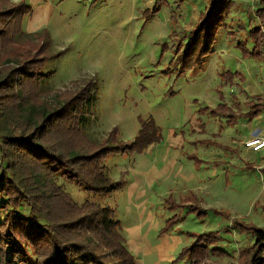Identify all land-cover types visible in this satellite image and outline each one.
Returning <instances> with one entry per match:
<instances>
[{"label":"rangeland","instance_id":"obj_1","mask_svg":"<svg viewBox=\"0 0 264 264\" xmlns=\"http://www.w3.org/2000/svg\"><path fill=\"white\" fill-rule=\"evenodd\" d=\"M25 1L33 13L24 22L26 32L46 29L52 41L53 57L43 68L49 76L39 82L43 99L55 104L61 93L73 94L89 85L93 105L85 136L97 143L116 127L121 140L132 142L140 128L139 117L151 116L162 128L160 144L132 158L114 156L106 161L109 178L122 179L125 185L97 200L115 208L137 263L189 264L176 259L183 247L192 244L191 235L219 232L218 249L226 254L211 256L204 264H236L238 251L254 237L240 233L233 222L264 226L260 172L264 149L246 148L248 141L264 138V111L251 122L239 117L229 127L226 119L198 110L215 108L220 93L224 102L242 112L247 108L244 103L260 95L264 98V61L243 56L237 46L249 37V30L262 24L256 15L263 8L261 0H235L205 69L178 78L169 73L171 50L160 57V47L169 42L172 30L191 29L206 0H168L151 18L143 12L155 0ZM225 72L236 73L234 81L225 84L221 79ZM190 154L207 165L195 167ZM57 184L75 202L86 200L77 186L62 180ZM168 195L198 204L207 210L206 217L188 206L181 208L175 227L161 235L173 215L163 205Z\"/></svg>","mask_w":264,"mask_h":264},{"label":"trees","instance_id":"obj_2","mask_svg":"<svg viewBox=\"0 0 264 264\" xmlns=\"http://www.w3.org/2000/svg\"><path fill=\"white\" fill-rule=\"evenodd\" d=\"M260 2L263 8L256 15L262 24L249 30V37L237 46L243 56L264 61V0ZM167 5L168 0H155L143 13L151 18ZM234 6L235 0H206L190 30H172L169 42L160 47V57L167 50L173 54L169 73L178 78L205 69ZM32 14L25 0H0V264H138L115 208L97 200L125 185L122 179L109 178L106 161L114 156L132 158L160 144L162 128L151 116L139 117L140 128L130 143L120 139L118 127L101 143L88 140L85 128L93 105L89 85L73 94L61 93L55 104L42 97L39 82L49 76L43 68L53 57L52 41L46 29L26 32L23 25ZM235 74L225 72L221 79L229 84ZM220 98L215 108L204 106L198 112L226 119L231 127L239 117L251 122L264 111L261 95L243 104L246 112L235 111L221 93ZM188 159L197 168L207 165L197 154ZM260 172L264 179V167ZM61 180L77 186L86 200L75 202L57 184ZM163 205L173 215L161 235L175 227L181 208L199 211L202 218L207 215L198 204L176 201L171 195ZM233 223L240 233L254 237L253 243L238 251L236 264H264V226ZM219 234H192V244L181 249L176 261L204 264L211 256L222 258L226 253L218 249Z\"/></svg>","mask_w":264,"mask_h":264},{"label":"built area","instance_id":"obj_3","mask_svg":"<svg viewBox=\"0 0 264 264\" xmlns=\"http://www.w3.org/2000/svg\"><path fill=\"white\" fill-rule=\"evenodd\" d=\"M264 32V29H263ZM246 148H250L255 152H261L264 149V138H256L246 143Z\"/></svg>","mask_w":264,"mask_h":264}]
</instances>
